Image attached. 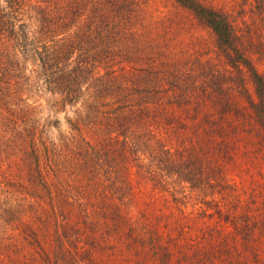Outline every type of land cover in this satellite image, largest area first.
<instances>
[{
	"label": "trees",
	"instance_id": "1",
	"mask_svg": "<svg viewBox=\"0 0 264 264\" xmlns=\"http://www.w3.org/2000/svg\"><path fill=\"white\" fill-rule=\"evenodd\" d=\"M154 1L0 0V264H166L179 222L135 197L197 191L236 226L216 160L232 118L264 139V0H157L210 52Z\"/></svg>",
	"mask_w": 264,
	"mask_h": 264
},
{
	"label": "rangeland",
	"instance_id": "2",
	"mask_svg": "<svg viewBox=\"0 0 264 264\" xmlns=\"http://www.w3.org/2000/svg\"><path fill=\"white\" fill-rule=\"evenodd\" d=\"M146 2V1H145ZM143 2L141 8L148 11L147 18L154 24L164 17L182 21L179 36L188 34L189 39L203 49L212 50L210 36L195 25L184 14L171 12L168 4L155 0L149 6ZM187 38V36H185ZM264 41V28L262 38ZM254 65L264 72V59L252 57ZM232 122L241 125L238 135L231 136L229 143V159L219 161L228 176L232 187L226 189L224 196H215L211 206L218 204L220 213H229V221L218 220L215 208H208L209 201L203 203L197 191L184 190L180 197L179 214L167 197L156 204L145 207L141 198L135 197L132 218L138 217V211L149 213L170 211V222H179L178 241L169 246V261L166 264H264V139L255 129H248L251 119L240 122L232 118ZM62 124L58 130H64ZM52 134L56 131L52 130ZM206 200H209L208 198ZM216 206V207H217ZM232 213V214H231ZM232 215V216H231ZM150 260V259H149ZM149 264V263H147Z\"/></svg>",
	"mask_w": 264,
	"mask_h": 264
}]
</instances>
